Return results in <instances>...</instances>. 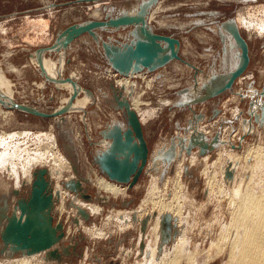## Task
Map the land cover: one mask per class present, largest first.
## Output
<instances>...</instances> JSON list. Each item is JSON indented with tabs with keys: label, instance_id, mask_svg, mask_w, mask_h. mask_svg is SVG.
I'll list each match as a JSON object with an SVG mask.
<instances>
[{
	"label": "rangeland",
	"instance_id": "1",
	"mask_svg": "<svg viewBox=\"0 0 264 264\" xmlns=\"http://www.w3.org/2000/svg\"><path fill=\"white\" fill-rule=\"evenodd\" d=\"M96 1L98 0H0V68L4 71L7 79L13 83L12 89L14 93L11 95L13 102L18 104L25 103L37 108L41 112L52 113L63 108L60 105L64 97L74 95L73 82L77 81L82 88L88 87L93 92H97L96 87H100L98 89L99 94L93 96L88 95L86 91L80 89L81 96L79 99H82V101L86 100L90 104H87L82 113H76L77 116L73 117L74 122L70 121L71 124L67 127L69 132L63 131L66 137H63V133L58 132L59 130L55 132L60 143L68 146V150H63L62 152L64 154L68 152L69 158H71L69 162L72 165H76L79 170L78 174L87 179L91 178L93 174L90 170L93 156L97 151L103 150L101 146L103 139L101 135L102 130L105 129L106 125H111L113 119H118L117 117L113 118L115 115L121 120L124 119L123 114H120L115 107L117 105L115 94L120 98V93L124 94V88L115 81V78L109 81L105 78L104 74L108 70V65L107 61L101 56L102 48L98 47L94 42L95 47L88 35H84L78 39L74 50L65 52L67 60L62 75L65 78L67 77L66 80L71 84L72 90L67 85L65 88L60 82L54 86L55 82H52L47 74L40 70L37 60H34L32 55L42 47L48 48L51 46L55 41L56 35L72 24L81 23L91 18L104 20L107 14L118 16L125 11L137 14L138 9L135 10V8L147 0ZM261 5H264V0H159L157 5L153 7L149 16L153 29L159 34L174 36L181 41L180 55L182 60H176L167 68L161 70L164 76L166 75V78L161 82L162 84H158L159 89L156 88L149 91L143 79H132L133 82L138 81L140 92H148L145 94L144 99L159 110L144 129L151 154L155 152L156 148L161 149L165 145L171 144L172 138L176 135L180 137L189 136L190 132L185 133L184 128L188 126L189 120L193 117V111L195 114L197 112L205 114L199 123L201 124L203 120L206 121L207 132L203 130L206 137L211 139L217 133L220 136L219 132H217L219 128L226 133L227 128L239 123V117L235 113L236 107L242 109L243 118H246V121L251 120L253 122L254 128L252 132H263L260 138H262V144L264 145V125L261 122L263 114L261 103L264 101V38H257L256 34L252 32L251 35L249 29L242 31L243 36L249 43L251 56L249 68L244 77H242L247 79L245 82H241L240 79L242 78H240L232 90H229L220 96V98L213 99L202 105H196V109L195 106L193 109L175 108L174 105L171 107L170 103L163 104L159 102L160 100L163 102L165 99L176 102L178 100V92L184 86L192 88L195 82H197V86H200L213 73H220L234 65L237 60L235 56L239 49H229V56L224 53V47L225 45L229 46L231 38L228 37L224 43L220 36L221 26L232 18L236 20L243 12L247 13L251 11L253 14V10H256L255 7ZM248 7L251 8L249 9ZM255 14L257 15L256 12ZM257 16L260 18L262 15L258 14ZM246 17L250 16L247 15ZM27 18H45L50 23V27L47 28L45 34L38 36L36 34L37 30H34L32 26L25 25ZM11 22L13 24V31L7 34L6 30L11 26ZM129 30L122 29L113 34L100 30L99 33L104 39H107L109 35L117 39L129 35ZM25 34L30 39L35 40L37 38L38 40L30 43L23 37ZM59 54V52L51 53L47 51L45 55L46 61H49V63L54 62L55 65L60 64ZM45 76L49 79L47 80ZM70 77L72 79H69ZM111 84L114 85V89ZM248 84L250 86H247ZM241 89H244V94L237 105L232 101V98ZM101 93H104L106 96L103 98V111H100L98 117V114H95L93 111H97L98 109L96 104L99 101V97H102ZM12 104L4 101L0 96V110L13 113L15 120L12 121L11 117L8 116L7 125L3 126V119L0 116V128L15 129L25 126L33 129V131L48 128L50 118H43L25 111L13 109ZM86 110L92 132L87 131L89 127L87 128L84 125L85 121H82L83 118L81 116L87 114ZM216 110H219V114L214 117L213 115ZM251 111L254 114H259L258 121L250 115L249 112ZM178 122H181L180 127H177ZM125 124H127L126 121ZM61 129L62 126L60 127ZM245 129L244 123L243 127H237L239 131H232V133L235 134L237 132L238 136H243V141L247 138V145L260 140V138L254 137L252 134H243L242 132H245ZM34 133L29 132L31 138L36 141ZM79 137L81 138V144L78 141ZM62 138L63 140H61ZM17 139H19L18 136L14 137L12 142L16 143ZM20 141H24V139ZM239 143L242 144V142ZM16 144V146L12 145L13 148H17L20 145ZM23 148H29L31 151V149L35 148V142L24 144ZM1 150H4V147H1ZM239 150L242 151L243 148L241 147ZM195 151L199 152L200 148H195ZM211 153L210 162H213L218 156V151L212 150ZM183 156L186 155L183 154ZM183 156L181 159L176 158L171 163L162 161L158 165L157 171L159 172L156 175L160 177L161 183L167 178L172 181ZM189 156L187 154L188 160L186 161L188 162L187 166L191 174L184 177V182L194 199L197 202L199 201L200 204H205L204 210L199 215L200 226L196 228L194 236L197 238H195V241L198 240L202 243L206 240L205 245L202 246L206 248L209 245V241L206 238L203 239V237L198 236L199 229L201 226L203 227L212 221L214 222L217 217L224 223L228 222L230 218L227 207L228 200L220 198L209 201L207 199L206 178L202 175L205 163L200 161L192 165L189 163ZM202 157L199 155L200 160H202ZM150 165L151 162H149L148 171L141 177L139 183L133 189H129L126 195L114 197L111 194L104 193L106 196H110L108 198L111 200L110 203H102L100 202L101 200H95L96 197L99 198L97 187L92 184V180H90V183H85L88 193L94 198L92 202L98 203L102 207L101 212L97 215H90L89 220H85L81 215L84 219V226L82 228L79 226L78 229H75L76 224L73 223V220H67L71 208V200H67L66 209L62 215V218H65V222L67 223L68 238L65 243L67 245L73 244L75 249H71L70 254H64L61 260L52 259L46 261L43 259L41 264H132L140 259V256H138L141 249L139 242L144 236L141 229L142 223L140 221L136 222L133 218V225L122 230L116 222L113 223L108 218L117 211H126L134 214L139 209L147 187L152 180ZM72 171L75 173L74 169ZM78 174L75 173V177H78ZM9 177H0L1 205H4L3 200L5 198L12 195L13 184H11ZM256 177L259 176L257 175ZM4 183L9 184L4 186ZM24 191L26 192V189ZM220 200L222 201L220 202ZM56 211L58 212L57 219L61 218L59 217L60 210L58 207ZM222 216H224L223 220ZM94 227L97 230L101 229L104 233L108 232V236L93 237L90 230ZM219 228L218 223L215 229L218 231ZM169 229L172 230V228ZM141 240H145V237ZM204 256L205 253L203 254ZM1 260L3 262L7 259L0 256V262ZM222 262L223 258L220 257L210 264H221Z\"/></svg>",
	"mask_w": 264,
	"mask_h": 264
},
{
	"label": "bare ground",
	"instance_id": "2",
	"mask_svg": "<svg viewBox=\"0 0 264 264\" xmlns=\"http://www.w3.org/2000/svg\"><path fill=\"white\" fill-rule=\"evenodd\" d=\"M96 2H100V0ZM248 8L250 9L251 7ZM137 9L138 7L135 8V10ZM255 9V11L253 10V14L251 11L240 14L236 22H238L241 32L245 31V29H249L250 34L252 32L256 34L257 38H264V5L257 6ZM255 12L257 15L261 14L262 16L259 18ZM247 15L250 17H246ZM25 23V25L32 26L34 30H37L36 34L38 36H40V34H45L47 28L50 27V23L45 18H27ZM10 25L11 26L6 30L7 34L13 31L12 22ZM23 37L30 43H34L38 40L37 38L35 40L30 39L26 34L23 35ZM47 51V48L42 47L33 53L32 58L37 60L40 70L45 72L52 82H55L54 86L58 85L60 82L65 88L66 85L71 88V84L66 80L67 77L65 78L64 75H62L67 60L65 52H60L58 55L60 64L55 65L54 62L49 63V61H46L45 55ZM168 66L155 72L145 70L139 73H131L129 76L120 75L109 65L108 70H105L106 73L104 76L108 81L115 78V81L124 88V94L121 92L120 98L123 96L130 100L131 106L138 113L144 129L159 110L144 99L145 94L148 92H140L138 81L133 82L132 79H143L149 91L155 90L156 88L159 89L158 84L163 82L166 78V75L164 76L161 70ZM69 79H72V77ZM246 80L247 79L244 78L240 79L241 82H245ZM73 84V93L77 95L75 100L71 102V95H69V97H64L62 99L60 105V107L69 106L70 112L65 115L50 118V124L47 129L33 131V129L25 126L15 129L0 128V177L8 178L10 176L11 184H13L12 192L16 189L22 194L27 195L34 180V172L38 168L47 167L50 171L51 178L54 180L55 192L59 190L61 194V202L57 204L60 210L59 217H62L65 212L66 201H73L75 207L70 208L67 220L77 218L79 223L76 224L75 229H78L79 226H81V228L84 226V219L81 214L78 213V208L87 210L90 215H97L101 212L102 207L98 203H93L92 201L85 200L75 195L63 186L62 182L76 176L72 171L73 167L76 165H72V163L69 162L71 158H69L68 152H66V154L62 152L63 150H68V146L60 143L55 132L59 130L58 132H62L63 137H66L63 131L69 132L67 127L71 124L70 121L72 120L74 122L75 120L73 117L77 116L76 113H82L87 104H90V102L86 100L82 101V99H79L81 96L80 89L87 93L88 90H90L93 95H98V89L100 87H96L97 92H93L90 88H82L77 81H75V83L73 82ZM12 85L13 83L7 79L4 71L0 68V96L4 101L11 104L15 103L11 100V95L14 93ZM178 85L180 86V84ZM57 87L59 88V86ZM92 93H88V95L93 96ZM243 94L244 89H241L238 93L234 94L232 101L238 105ZM101 96L102 97H99V101L96 104L98 107L97 111H93L95 114H98V117L100 111H103V98L106 95L101 93ZM159 102L163 104L170 103L171 107L175 103L166 99L163 100V102L161 100ZM115 107H117V105H115ZM196 108L197 106H195V109ZM236 108L235 113L236 116L239 117V123L227 128L226 133L219 128L217 132H219L220 136L217 133L211 139L208 137L206 138L209 143L214 145L215 148L213 150H216V152L218 151V156L215 161L210 162L211 151L203 155L202 160L199 159L200 154L196 152L195 149L190 156L188 155L189 163L192 165L200 161L205 163L202 175L206 178L207 199L209 201L220 198L228 200L227 207L230 213L229 221L224 223L217 217L214 222L212 221L203 227L201 226L198 236L203 237V239L206 238L207 241H209L208 247L203 248L202 246L205 245L204 243L206 240L202 243L198 240L195 241L196 236H194V232L196 228L200 226L199 215L204 210L205 204H200L199 201L197 202V200L194 199L184 182V177L191 174L187 166V154L185 151L183 152L186 156H183V159L180 161L172 181L167 178L163 183H161L160 177L156 175V173L159 172L157 170L160 161L155 163L153 158H151L149 160V162H151L149 168L151 171L150 174L152 173V180L147 187V191L139 209L136 210L134 214L126 211H117L108 218L110 221L112 220L113 223L116 222L118 227L122 230L133 225L132 221L134 216L136 222L140 221L143 223V219H148L147 229L143 232L144 236L141 238L144 239L145 237V240L140 239L139 242L141 249L138 256H140V259L132 264H210L220 257L223 258L221 264H264V145L262 144V138H260L263 132H252L254 128L253 122L251 120L246 121V118H243L242 109L240 107ZM118 112L123 114L125 119L124 110L120 109ZM86 113L87 114L81 116L83 118L82 121H85L84 125L87 128L89 127L87 131L92 132V127L89 125V118L87 117V110ZM203 115L205 116V114ZM0 116L1 119H3V126L7 125L6 121L8 120V116L11 117L12 121L14 120L13 113L2 109L0 110ZM115 117L118 119H113L111 126L114 124H123V126H126V120H121L116 115L113 118ZM205 123V120H203L201 124L199 123V129L207 132ZM244 123L246 129L245 132L242 133L245 135L252 134L254 137L260 138L259 141L247 145V138L243 141V136H238L237 132H235V134L232 133V131H239L237 127H243ZM61 126L63 129H61L62 131L60 130ZM29 132H35L34 136L36 137V141L31 138ZM190 135L191 132L187 138H189ZM16 136L19 138L16 140V143L20 145H18L17 148H13L12 145H17L15 142H12V139ZM21 139H24V141H20ZM61 140H63V138ZM78 141L81 144L80 137ZM30 142H35V148L33 150L31 149V151L29 148L24 149L23 145ZM239 142H242V144ZM109 144L110 140H105L103 138L101 145L103 150L101 151H105ZM1 147H4V150H1ZM241 147L243 148L242 151L239 150ZM196 149H198V147ZM158 150L159 149L156 148L155 152L151 155L154 156ZM228 166L233 172L232 178L228 175ZM90 170L93 174L91 178L88 179L92 180V184L97 187V193L102 203L111 202V200L108 199L110 196H106L104 193L111 194L114 197L119 195L124 196L128 193V190L131 189L127 184L123 185L110 180L100 172L98 166L96 164L94 165L93 162L90 164ZM256 173L259 177H256ZM82 178L84 179V177ZM82 183L83 186L86 187V184L84 182ZM8 184L9 183H4V186ZM24 189H26V192ZM222 200H220V202ZM223 217L224 216L221 217L222 220ZM217 222L220 227L218 231L215 229V226L218 224ZM95 228L96 227L90 230L93 237L108 236V232L104 233L101 229L97 230ZM169 228H172V230ZM67 235L66 232V236ZM204 253L205 258L203 257ZM45 257L46 253L31 257H7V260L3 262L1 260L0 264H41Z\"/></svg>",
	"mask_w": 264,
	"mask_h": 264
},
{
	"label": "water",
	"instance_id": "3",
	"mask_svg": "<svg viewBox=\"0 0 264 264\" xmlns=\"http://www.w3.org/2000/svg\"><path fill=\"white\" fill-rule=\"evenodd\" d=\"M158 1H144L135 15L125 11L118 16L107 14L104 20L90 19L72 24L57 34L54 43L47 50L51 53L66 52L77 38L88 34L98 47L102 48L101 56L107 64L120 75L129 76L131 73L145 70L155 72L181 59V41L174 36L157 33L149 21L151 10ZM122 29H130L129 35L120 36L121 38L117 39L109 35L107 39H104L99 33V30H102L113 34ZM220 36L224 43L228 37L231 38L232 44L224 47V53L228 56L229 49H239L235 56L237 58L235 64L225 71L213 73L200 86H197L195 82L194 88L186 87L179 90L180 98L174 104L176 107L193 109L196 105L216 99L232 90L239 78L247 72L251 62L250 47L234 18L222 24ZM111 86L114 89V85L111 84ZM88 93L92 92L88 90ZM76 96V94L71 96V102ZM115 98L116 109L124 110L127 124L126 126L114 124L109 129L102 130L101 135L105 140H110V144L105 151H97L93 156V164H96L100 172L110 180L123 185L127 184L132 189L148 171L151 158L155 163L159 161L171 163L176 158L181 159L184 151L191 155L193 150L199 147V154L203 156L215 148L213 144L206 141V135L199 129V122L204 115L197 113L184 128L185 133L191 132L189 138L176 135L172 138L171 144L165 145L152 156L143 124L138 113L132 108L130 100L123 96L119 98L117 94ZM261 105L263 108L261 122L264 125V101ZM12 108L43 118H54L70 112L69 106L52 113L41 112L35 107L18 103H13ZM249 113L256 121L259 120V114H254L252 111ZM218 114L219 110H216L213 116L216 117ZM73 169L78 174L77 166ZM228 173L232 178V170L229 169ZM82 182L90 183L91 181L87 178L83 179L78 174V177L62 184L75 195L93 201L94 198ZM95 200L101 199L96 197ZM60 202L61 194L59 190L55 192L54 180L50 176L49 169L38 168L34 172V180L27 195L14 189L12 195L4 199V205L0 204V256L3 258L31 257L46 253L44 259L49 261L61 260L64 254H70L71 249L75 247L71 243L68 245L65 243L68 238L67 223L65 218L57 219L56 211L57 204ZM70 207H75L73 201ZM78 213L85 220L90 219L87 210L78 208ZM72 220L75 224L79 223L77 218ZM134 220H136L135 216ZM147 220L143 219L141 228L143 232L147 229Z\"/></svg>",
	"mask_w": 264,
	"mask_h": 264
},
{
	"label": "crops",
	"instance_id": "4",
	"mask_svg": "<svg viewBox=\"0 0 264 264\" xmlns=\"http://www.w3.org/2000/svg\"><path fill=\"white\" fill-rule=\"evenodd\" d=\"M91 19H93V18H91ZM99 32H100V30H99ZM103 32V31H102ZM106 33H108V32H106ZM108 34H110V33H108ZM85 35H88V34H85ZM84 36V35H83ZM90 38H91V36L90 35H88ZM82 37V36H81ZM108 37V36H107ZM80 38V37H79ZM79 38H77L72 44H71V46L67 49V51H70V50H74V46H75V44H76V42L78 41V39ZM93 41V40H92ZM93 44H94V46H95V43H94V41H93ZM96 47V46H95ZM94 48V47H93ZM95 49V48H94ZM98 49V48H97ZM180 60H182V57H181V59ZM65 69V68H64ZM195 69V68H194ZM88 88V87H87ZM184 88H186L185 86H184ZM107 89V88H106ZM183 89V88H182ZM181 90V89H180ZM110 91V90H109ZM108 91V92H109ZM178 99L180 98V96H178L177 97ZM218 98H220V97H218ZM217 99V98H216ZM175 104V103H174ZM175 106V105H174ZM176 107V106H175ZM158 110V109H157ZM197 112V111H196ZM197 113H200V112H197ZM193 115H195V112H193ZM192 115V116H193ZM181 126V122L179 123H177V127H180ZM107 126V127H106ZM105 126V129H109L110 127H111V125L109 124V125H106ZM182 130V129H181ZM58 218V217H57Z\"/></svg>",
	"mask_w": 264,
	"mask_h": 264
}]
</instances>
